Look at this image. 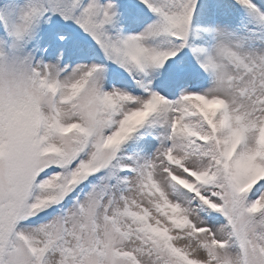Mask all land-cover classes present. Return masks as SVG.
Here are the masks:
<instances>
[{
    "label": "snow or ice",
    "instance_id": "1",
    "mask_svg": "<svg viewBox=\"0 0 264 264\" xmlns=\"http://www.w3.org/2000/svg\"><path fill=\"white\" fill-rule=\"evenodd\" d=\"M0 264H264V0H0Z\"/></svg>",
    "mask_w": 264,
    "mask_h": 264
}]
</instances>
